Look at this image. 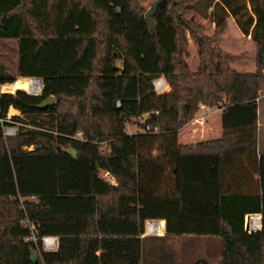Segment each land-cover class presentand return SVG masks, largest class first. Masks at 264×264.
Returning a JSON list of instances; mask_svg holds the SVG:
<instances>
[{"label":"trees","instance_id":"16d2710c","mask_svg":"<svg viewBox=\"0 0 264 264\" xmlns=\"http://www.w3.org/2000/svg\"><path fill=\"white\" fill-rule=\"evenodd\" d=\"M145 12L139 0H0V39L17 44L15 74L0 64V264H141L150 219L165 220L167 236L219 237L220 264H264V0H161L151 25ZM198 16L214 24L211 35ZM229 16L255 43L254 72L233 69L245 53L218 45ZM17 76L41 78L43 89ZM161 76L170 89L157 95ZM49 95L55 103L38 108ZM223 100L219 138L178 142L201 105ZM10 107L32 128L6 135ZM143 112L160 132L126 133ZM77 131L84 140L71 137ZM245 170L258 174L256 186ZM250 213L262 226L249 234ZM42 236H56L57 250L44 251Z\"/></svg>","mask_w":264,"mask_h":264},{"label":"rangeland","instance_id":"374dc122","mask_svg":"<svg viewBox=\"0 0 264 264\" xmlns=\"http://www.w3.org/2000/svg\"><path fill=\"white\" fill-rule=\"evenodd\" d=\"M153 2L154 0H139V4L146 11L151 8ZM198 20L201 23H203L205 27L204 29L205 32L210 34L213 30L211 23L208 20L201 18L200 16H198ZM236 29H237L236 25L232 24L228 27V31L225 33L227 35V38L225 40V45L227 49L241 50V45H243L244 40L246 39V37H241L239 40H237L238 37L236 36L238 35L236 34L238 33V31H236ZM248 43L251 44V40ZM248 53L249 52L245 51V54L241 59L246 58L248 56ZM190 56L192 57L195 56L194 46L191 43H190ZM16 57H17L16 41L13 39H0V64L4 65L5 69L11 74H15ZM115 62L117 66H121V61L119 59H116ZM248 62H249L248 64L251 63L250 60H248ZM21 78L22 77L19 76L16 77L17 80L16 84H20ZM33 78L34 77L29 79H33ZM4 85H8V84H4ZM4 85H0V93H2L1 88ZM27 87H31V85ZM26 90L27 92L29 91L28 88H26ZM38 94L39 93L33 95H38ZM260 104L261 106H263L264 100L263 101L260 100ZM8 114L9 113H7V121L10 122V124L4 127L5 133H8L10 129H14V130L12 132L10 131L9 133L15 134L17 131H19V128H27V129L32 128L29 124L24 122L26 121V118L20 113L9 114V115ZM12 115H19L21 120H11L10 118L12 117ZM209 117H211L212 119H216L218 122L220 121L219 113L217 111L214 110L210 111ZM124 130L128 134L140 132L141 125L136 120L131 119L125 123ZM178 140L182 142H193L198 140V137L195 136L194 134L190 136L188 132L183 131L178 136ZM31 148L32 147H29L28 149ZM150 220H154V219H150ZM154 246L156 249L157 247H160L159 249L160 253L158 255H156V250ZM142 251L143 252L141 256L142 257L141 264H163L165 261L163 257H165L167 253L171 252L175 254V252L177 253V251L179 254L181 253L182 258L180 260L183 262H189L200 258H204L207 259L212 264H219L221 261L222 245L220 238L217 236H208V235L169 236L165 239L151 238L149 240L144 241V243L142 244Z\"/></svg>","mask_w":264,"mask_h":264},{"label":"crops","instance_id":"0c3cea01","mask_svg":"<svg viewBox=\"0 0 264 264\" xmlns=\"http://www.w3.org/2000/svg\"><path fill=\"white\" fill-rule=\"evenodd\" d=\"M233 20L234 19L231 16H229L227 18V29H226L225 33L228 31V27L230 25H232V24L236 25ZM228 22H229V24H228ZM211 25L213 28L212 32L210 34L205 32V34L211 35L213 33L214 24L211 23ZM236 28H237L236 31H238V33L236 34V35H238V36H236V37H238L237 40H239L241 37H246L243 45H241V50H236V49L231 50V49L226 48L225 40L227 38V35L225 33L219 39L218 45L224 51L232 53V54L245 53V51L249 52L248 56L246 58L239 59V60L232 62L230 64V66L239 72H254L255 71V57H256L255 43L251 40L249 35H244L239 30V28L237 26H236ZM250 40H251V44L248 43ZM190 43L194 46V50H195V56H193V57L190 56ZM247 47H249V48H247ZM192 59H193V61H192ZM248 60L251 61L250 64H248L249 63ZM186 61H187V64L189 66V70L192 72L196 71V69L198 68V64H199L198 49L191 41H189V57L186 59ZM169 89H170V86L168 84V90ZM260 100H262V101L264 100V78L260 83V88H259L258 97H257V102H258V110H257L258 111L257 153H258V157H260V155H264V105L261 106ZM225 104H226V100H223L220 105L212 107L208 111L207 115L204 116L203 121L201 123L194 122V121L190 120L188 122V124L185 125L183 128H181L178 132V136L183 131L188 132L190 136L194 134L195 136L198 137V140L193 141V142H182V141L178 140V142L180 144L185 145V144H193V143H196L199 141H207V140H213V139L219 138L221 136V133H222L221 112H222L223 108L225 107ZM212 110L217 111L219 113V120H220L219 122L216 119H212L211 117H209V112ZM243 160H245V159L243 158ZM235 163H236V160L234 161V165L228 170V176H231V174L235 171V169H236ZM246 166H248V165H246ZM244 174H247L248 178H250V182H251V180H253L254 182H256V181L258 182V174L254 173V171L245 170ZM225 176H227V174ZM252 184H253V187L256 186L255 183H252ZM154 221H156V222L157 221H163L164 222L163 232L158 234L157 236L156 235H150V236L141 235V237L146 236L144 241L149 240L151 238L165 239V238L169 237V236L165 235V220L154 219ZM185 235L189 236L190 234H184V236ZM180 236H183V235H180ZM221 245H222V243H221ZM154 248H155V246H154ZM159 249H160V247H157V249L155 248L156 255H158L160 253ZM181 256H182L181 253L179 254L178 251H177V253L175 252V254L169 252L166 254L165 257H163L165 259L163 264H180L181 262H183L180 260L182 258ZM200 259H204V258H200ZM221 259H222V251H221ZM204 260L208 261L207 259H204ZM220 263H221V261H220ZM210 264H212V263H210Z\"/></svg>","mask_w":264,"mask_h":264},{"label":"built area","instance_id":"2783aa9c","mask_svg":"<svg viewBox=\"0 0 264 264\" xmlns=\"http://www.w3.org/2000/svg\"><path fill=\"white\" fill-rule=\"evenodd\" d=\"M152 85H153V91L157 95H161V94L168 91V83L166 82V80L163 76L155 78L152 81ZM210 109L211 108H209L207 106L201 105L200 110L196 113V115L194 116L192 121L201 123L203 121L204 116L208 113V111ZM155 113H157V112H155ZM150 116H151L150 112H143V113L135 116L134 118H132V120H136L141 125V131L140 132L152 133V134L159 133L160 132L159 127L157 125H152L148 122ZM5 134L11 135L9 132L5 133ZM71 137L74 139L84 140L82 133L80 131H77L75 133V135H72ZM103 172H101V174H100L101 177H105L109 181H112V178L110 177L109 173L107 171H105V173L103 175ZM249 215L259 216V225L258 226H256L254 224V222H252L248 226H246L245 225V217H244V230L250 234L252 232L259 231L261 229L262 225H261V214L260 213H250ZM155 222L156 221H154V220H147L146 223L144 224V232L142 235H147V236L156 235L157 236L159 234L157 229L150 230L151 227L153 226V224H155ZM26 224L28 225L29 223H26ZM148 225L150 226L149 230H148ZM31 228H33V225H31ZM32 240L36 241V238L33 237ZM40 241H41V247L44 251H55L58 248V238L56 236H42V237H40Z\"/></svg>","mask_w":264,"mask_h":264},{"label":"water","instance_id":"95a60500","mask_svg":"<svg viewBox=\"0 0 264 264\" xmlns=\"http://www.w3.org/2000/svg\"><path fill=\"white\" fill-rule=\"evenodd\" d=\"M160 1H161V0H157V1H155V2L151 5V8L148 9V10L144 13V17H145L146 19H148L150 25H151V19H150V16L155 12V10H156V8H157V6H158V4H159ZM34 79H37V80L42 84V89H43L42 79H41V78H34ZM42 89H41V91H42ZM41 91L39 92V94L41 93ZM2 93H4V92H2ZM9 93H11V92H9ZM32 95H33V94H32ZM54 103H55V96H54V95H49V96H47L46 98H44L39 104H37V107H38V108H44V107L51 106V105H53ZM12 134H14V133H12ZM70 152L73 154V156H76V152H75L73 149H71ZM30 252H31V254H30V260H31L32 262H35V260H36V258H37V252H36L33 248H31Z\"/></svg>","mask_w":264,"mask_h":264},{"label":"bare ground","instance_id":"6f19581e","mask_svg":"<svg viewBox=\"0 0 264 264\" xmlns=\"http://www.w3.org/2000/svg\"><path fill=\"white\" fill-rule=\"evenodd\" d=\"M20 84H22V85H24L26 87L31 85V87H28V88H39V81L37 79H34V78L33 79H29V78H26V77H22L20 79ZM22 85H20V86H22ZM24 86H22V87H24ZM2 89H7V88L2 87ZM28 93L29 94H32L30 91H28ZM8 113L9 114H17V113H19V111L16 110V109H14L13 107H10L9 110H8ZM13 130L14 129H10L9 132L10 131L12 132ZM252 222H254V224L256 226H258L259 225V216H257V215L256 216H251L249 214L246 215L245 216V225L248 226ZM158 223H159V221L155 222V224H153V226L151 227L150 230H152V229H158ZM149 227L150 226L148 225V230H149Z\"/></svg>","mask_w":264,"mask_h":264}]
</instances>
